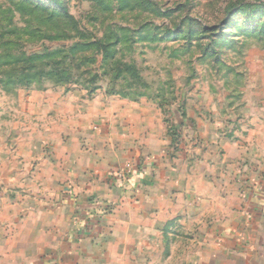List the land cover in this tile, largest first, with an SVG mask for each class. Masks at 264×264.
<instances>
[{"label": "crops", "instance_id": "0c3cea01", "mask_svg": "<svg viewBox=\"0 0 264 264\" xmlns=\"http://www.w3.org/2000/svg\"><path fill=\"white\" fill-rule=\"evenodd\" d=\"M20 102L3 176L30 188L2 199L0 264H264V128L185 121L172 135L148 99L104 89Z\"/></svg>", "mask_w": 264, "mask_h": 264}, {"label": "rangeland", "instance_id": "374dc122", "mask_svg": "<svg viewBox=\"0 0 264 264\" xmlns=\"http://www.w3.org/2000/svg\"><path fill=\"white\" fill-rule=\"evenodd\" d=\"M66 88L146 98L171 134L185 121L257 132L264 0H0V212L30 188L3 176L18 148L11 131L29 115L22 96Z\"/></svg>", "mask_w": 264, "mask_h": 264}, {"label": "built area", "instance_id": "2783aa9c", "mask_svg": "<svg viewBox=\"0 0 264 264\" xmlns=\"http://www.w3.org/2000/svg\"><path fill=\"white\" fill-rule=\"evenodd\" d=\"M111 209V206L107 208V210L109 211Z\"/></svg>", "mask_w": 264, "mask_h": 264}, {"label": "trees", "instance_id": "16d2710c", "mask_svg": "<svg viewBox=\"0 0 264 264\" xmlns=\"http://www.w3.org/2000/svg\"><path fill=\"white\" fill-rule=\"evenodd\" d=\"M94 91V90H93ZM176 128V127H175ZM175 128H174V130H175ZM174 132H176V131H174ZM172 134H175V133H172Z\"/></svg>", "mask_w": 264, "mask_h": 264}]
</instances>
